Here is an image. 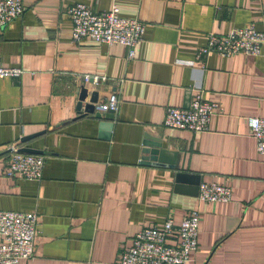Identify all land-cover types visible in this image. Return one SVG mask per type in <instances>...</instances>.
<instances>
[{
  "label": "crops",
  "instance_id": "1",
  "mask_svg": "<svg viewBox=\"0 0 264 264\" xmlns=\"http://www.w3.org/2000/svg\"><path fill=\"white\" fill-rule=\"evenodd\" d=\"M76 1L98 11L114 3L144 21L135 56L120 43L71 40ZM22 3L0 27V65L21 70L0 77V210L35 213L39 224L33 257L20 264L113 263L141 228L178 224L194 209L188 264H264V155L247 125L264 118V43L259 54L196 56L209 32L264 30V0ZM81 85L96 109L117 94L111 120L77 113ZM197 92L221 107L208 129L165 127V109L188 108ZM10 145L44 156L40 181L5 174ZM155 146L158 163L142 159ZM201 182L228 185L231 200L200 201Z\"/></svg>",
  "mask_w": 264,
  "mask_h": 264
},
{
  "label": "built area",
  "instance_id": "2",
  "mask_svg": "<svg viewBox=\"0 0 264 264\" xmlns=\"http://www.w3.org/2000/svg\"><path fill=\"white\" fill-rule=\"evenodd\" d=\"M22 0H0V27L23 11ZM71 21V40L88 37L98 42L120 43L127 48V57L135 56L136 44L141 40L146 23L137 17L119 14L116 4L109 9L94 10L84 2L76 1L68 6ZM264 43V30L252 22L233 27L224 34L207 33L206 42L196 49L201 57L213 51L223 55L232 53L259 54ZM19 67L0 65V77L17 76ZM84 82L89 76L83 77ZM119 99L111 93L98 106L100 111H116ZM221 111L217 102L206 101L200 92L193 95L188 108L167 107L164 112L165 127L202 132L208 129L210 117ZM247 125L255 140L256 151L264 155V118L249 116ZM10 153L5 174L40 181L44 156L23 153L16 146H8ZM198 199L202 202H228L231 189L226 184L201 182ZM198 210H190L178 224L168 217L160 228H141L125 247L117 260L109 264H188L190 254L198 245ZM35 213L0 210V264H20L33 257L34 239L38 232ZM105 264V263H98Z\"/></svg>",
  "mask_w": 264,
  "mask_h": 264
},
{
  "label": "water",
  "instance_id": "3",
  "mask_svg": "<svg viewBox=\"0 0 264 264\" xmlns=\"http://www.w3.org/2000/svg\"><path fill=\"white\" fill-rule=\"evenodd\" d=\"M96 91H94L91 94V99L90 101L94 100L96 97ZM88 96V89L85 85H81L79 90H78V94H77V103H76V107L75 110L77 111V113L82 116L88 113L93 114L96 118L102 119V120H111L113 118V111H107L102 113L101 111H99L98 109L94 108L93 104H91V102H86V97ZM84 103L83 109H82V105ZM104 123V122H103ZM31 136H29L28 138H30ZM28 138H24L28 139ZM145 153H147L148 155L143 156L142 159L145 160H150L151 163L153 164H157L158 160L160 159L161 155L163 154V150H161L158 146H155L153 148H144L143 150ZM19 152H23V153H33V154H37L39 153L38 150L35 149H30V148H22L21 150H19Z\"/></svg>",
  "mask_w": 264,
  "mask_h": 264
}]
</instances>
